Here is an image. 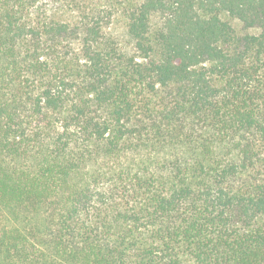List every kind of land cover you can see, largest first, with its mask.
<instances>
[{
	"label": "trees",
	"instance_id": "1",
	"mask_svg": "<svg viewBox=\"0 0 264 264\" xmlns=\"http://www.w3.org/2000/svg\"><path fill=\"white\" fill-rule=\"evenodd\" d=\"M0 264H264V0H0Z\"/></svg>",
	"mask_w": 264,
	"mask_h": 264
}]
</instances>
